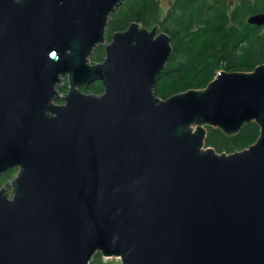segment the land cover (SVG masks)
Listing matches in <instances>:
<instances>
[{"label":"water","instance_id":"1","mask_svg":"<svg viewBox=\"0 0 264 264\" xmlns=\"http://www.w3.org/2000/svg\"><path fill=\"white\" fill-rule=\"evenodd\" d=\"M124 1L0 0V264H264V63L162 99L171 37L133 21L107 42ZM252 121L249 147L206 145Z\"/></svg>","mask_w":264,"mask_h":264},{"label":"trees","instance_id":"2","mask_svg":"<svg viewBox=\"0 0 264 264\" xmlns=\"http://www.w3.org/2000/svg\"><path fill=\"white\" fill-rule=\"evenodd\" d=\"M264 12V0H174L164 11L160 0H125L111 15L107 42L116 31L133 21L152 29L156 24L168 33L173 46L165 69L155 84L156 94L166 99L190 88L204 89L220 70L252 71L264 63V26L248 22L249 16ZM105 58V45L96 47L91 59ZM65 92L66 86H59ZM82 90L95 94L104 91L101 81ZM57 102L61 103L62 99ZM260 126L246 123L236 134L228 135L217 127H207L206 145L218 152H234L257 141ZM17 167L0 176V187L16 175ZM90 264H115L96 253Z\"/></svg>","mask_w":264,"mask_h":264},{"label":"rangeland","instance_id":"3","mask_svg":"<svg viewBox=\"0 0 264 264\" xmlns=\"http://www.w3.org/2000/svg\"><path fill=\"white\" fill-rule=\"evenodd\" d=\"M171 2H172V0H160V3H161V5H162V8L164 9V11H165L166 8L170 5ZM66 85H68V81H67V78H64L63 83L61 84V86H66ZM60 93H61L62 95H65V94H66V93L63 92V91H60ZM11 180H12V179H11ZM11 180L9 181L8 184H3V186L7 187L8 190H9L10 192H11V187H10V182H11ZM106 260H111V261H113L115 264H121L120 259H118V258H116V257H114V258H106Z\"/></svg>","mask_w":264,"mask_h":264},{"label":"flooded vegetation","instance_id":"4","mask_svg":"<svg viewBox=\"0 0 264 264\" xmlns=\"http://www.w3.org/2000/svg\"><path fill=\"white\" fill-rule=\"evenodd\" d=\"M173 2H174V0H172V2L170 3V5H171ZM160 4H161V3H160ZM170 5H169L168 7H170ZM161 6H162V5H161ZM168 7L166 8V10H165V11H167V10H168ZM156 25H158V26H159V28H160V25H159V24H156ZM156 25H155V26H156ZM155 26H154V27H155ZM160 30H161V28H160ZM66 88H67V90L65 91V93L68 91V86H67V85H66ZM62 102H63V101H62ZM62 102H61V103H62ZM17 169H18V168H17ZM16 173H17V171H16Z\"/></svg>","mask_w":264,"mask_h":264}]
</instances>
